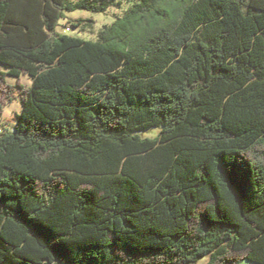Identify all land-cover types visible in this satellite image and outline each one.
I'll list each match as a JSON object with an SVG mask.
<instances>
[{
  "label": "trees",
  "instance_id": "16d2710c",
  "mask_svg": "<svg viewBox=\"0 0 264 264\" xmlns=\"http://www.w3.org/2000/svg\"><path fill=\"white\" fill-rule=\"evenodd\" d=\"M128 2L0 0V264H264V0Z\"/></svg>",
  "mask_w": 264,
  "mask_h": 264
},
{
  "label": "rangeland",
  "instance_id": "374dc122",
  "mask_svg": "<svg viewBox=\"0 0 264 264\" xmlns=\"http://www.w3.org/2000/svg\"><path fill=\"white\" fill-rule=\"evenodd\" d=\"M129 0H121L122 5L111 7L108 12L105 13H93L88 10H80L77 12H70L66 14V20H62L60 26L57 31L62 34H67L74 36L76 38H81L84 40H88L89 42H96L99 40V33L105 26L112 25L118 16H123L124 13L128 10L130 3ZM68 20H84L85 23L87 21H93V27L86 26L85 29H74L70 26L67 21ZM7 71V68L3 65H0V72ZM7 83L12 86H16L18 83L17 78H13L12 76H8L6 78ZM22 83L27 86V88H31L33 85V80L27 76L21 77ZM22 113V104L19 96L13 100V103H9L4 107L3 114L0 116V128H2L5 132L13 133L15 127L17 125V121L19 116ZM158 130H152L149 133H145L144 136L154 138L158 135ZM208 258H203L199 261L198 264H206L208 262ZM237 264H252L249 261H242Z\"/></svg>",
  "mask_w": 264,
  "mask_h": 264
},
{
  "label": "built area",
  "instance_id": "2783aa9c",
  "mask_svg": "<svg viewBox=\"0 0 264 264\" xmlns=\"http://www.w3.org/2000/svg\"><path fill=\"white\" fill-rule=\"evenodd\" d=\"M2 132V129H0V133Z\"/></svg>",
  "mask_w": 264,
  "mask_h": 264
},
{
  "label": "bare ground",
  "instance_id": "6f19581e",
  "mask_svg": "<svg viewBox=\"0 0 264 264\" xmlns=\"http://www.w3.org/2000/svg\"><path fill=\"white\" fill-rule=\"evenodd\" d=\"M1 129V128H0Z\"/></svg>",
  "mask_w": 264,
  "mask_h": 264
}]
</instances>
